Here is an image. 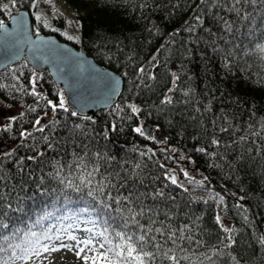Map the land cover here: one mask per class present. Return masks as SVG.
Masks as SVG:
<instances>
[{"label":"trees","instance_id":"trees-1","mask_svg":"<svg viewBox=\"0 0 264 264\" xmlns=\"http://www.w3.org/2000/svg\"><path fill=\"white\" fill-rule=\"evenodd\" d=\"M10 1L0 0V21H8L10 14L20 8L28 9L36 31L54 32L59 38L85 49L102 65L119 71L125 78V88L113 105L93 114H81L91 120L80 119L59 109L54 115L51 107L46 106L47 100L58 102V93L63 92L48 70L39 72L25 58L0 70V85H3L0 96L8 104L21 107L19 113L0 122V140L8 142L1 146L0 152V176L3 177L0 179V197H3L0 199V248L4 249L0 251V264L24 255L25 249L33 255L31 250L39 248L45 235H56L64 215L85 207L96 209L90 216L100 217V229L107 227L109 233L120 230L117 206L113 204L109 212L99 201L105 200L107 192L115 195L121 182L131 188L133 182L127 177L136 164L141 167L135 171L144 181V186L136 182L138 192L168 185L163 189L165 197L155 201L147 197L143 201L146 208L154 209L152 219L157 223L149 224L147 217L137 219L154 228L170 226L173 231L189 226L184 235L191 240L178 241L179 247L171 243L164 246L165 251L173 249L180 264H264V246L258 243L259 236L264 234V130H260L259 136H252L254 129L248 128L251 124L259 130V125L264 123L261 119L264 118V56L259 52L245 54L246 49L253 48V41L243 34L244 30L234 40L235 58L229 57L230 66L225 68L223 55L213 53L205 43L209 41L205 29L211 28L220 34L212 17L201 13L205 23L197 28L196 35L201 40L196 43L183 30L185 21L191 22L195 0H66L78 9L79 33H65L47 19L46 6L51 0H15L9 9ZM218 14L224 15L222 11ZM177 29L180 31L173 38L171 34ZM69 36L78 37L79 42ZM253 39L264 42V34L258 33ZM218 43L228 50L222 42ZM162 45L164 48L158 57L161 63L155 69L157 80L150 82V89H135L131 83L136 73L133 63L151 68L149 60ZM129 55L133 56L131 62L127 59ZM173 71L180 76V88H191L194 92L191 97H184L179 91L173 93L174 104L157 111L158 101L171 86L170 72ZM33 74H39L36 90L45 99L29 94ZM185 99L200 103L180 102ZM128 104L139 106L141 112L131 113ZM29 105L36 110L30 111ZM205 106H210L211 112H205ZM196 107H200V113L195 111ZM225 115L232 129L227 134L217 133V138L222 145L231 146L217 149L209 144L212 131L209 122ZM12 117L17 119L12 121ZM37 118H43L42 123L59 119L60 124L54 132L51 126L38 132L39 126L34 125ZM201 121L208 131L201 129ZM9 123L11 128L5 129L3 126ZM69 123L84 125L87 135L69 137L66 131ZM144 124L159 129L167 140L159 141L153 131L146 136L134 131ZM25 130L31 135L22 138L20 133ZM43 136L49 137L52 149L47 147ZM241 136H247V140L241 141ZM199 147L216 151L217 155L200 153L196 151ZM12 149L15 152L11 157L3 155ZM141 152L146 155L141 156ZM183 166L195 170L203 180L181 173L177 185H171L164 173H173L174 168ZM157 176L160 179L154 183L149 179ZM80 177L85 178L84 183ZM89 179L91 184L87 183ZM69 181L72 187L68 186ZM98 181L104 186L103 192L97 188ZM197 181H203V187ZM109 182L116 188L109 187ZM128 188L119 190L126 193ZM89 191L94 196H89ZM215 194L223 196V201L219 196L212 199ZM169 195L174 199H169ZM6 203H12L14 209L22 206L23 211H8L3 207ZM123 214L129 215L126 211ZM217 215L221 217L220 223ZM221 224L230 231L225 232ZM228 236L235 243L224 248L229 243ZM157 239L162 238L157 236ZM217 248L223 254L213 256ZM154 264L162 262L157 258ZM163 264L171 262L163 261Z\"/></svg>","mask_w":264,"mask_h":264},{"label":"snow or ice","instance_id":"snow-or-ice-1","mask_svg":"<svg viewBox=\"0 0 264 264\" xmlns=\"http://www.w3.org/2000/svg\"><path fill=\"white\" fill-rule=\"evenodd\" d=\"M13 3H15V0H13ZM179 6L178 4L176 5ZM215 10V11H214ZM223 12L224 15H219V12ZM206 12L208 16L212 17L215 22L218 25V31L219 35L217 33L212 32L211 28L205 29L209 36V41L205 42L207 44V47L215 54L217 55H223L225 59L224 67L228 68L230 66V60L229 57L235 58V53L232 50L233 49V43L234 40L241 35V30H244V35L247 36V38L251 41H253V48L252 49H246L245 54H250L252 52H259L264 56V42H255L253 39L257 36L258 33L264 34V0H195L194 3V14L191 16V22L185 21L184 24V31L187 32L190 37L192 38V42L196 43L197 41H200L201 38L196 35L198 26L200 28L203 27L205 23V18L202 17L201 13ZM37 19H41L40 16H37ZM17 24H23V15H21L17 20ZM46 23V22H45ZM0 29H4L5 33H7V27L4 24L3 21H0ZM149 31H152V29H149ZM179 29L175 33H172V37L174 38L175 35L179 33ZM69 39H77L79 42L78 37H68ZM218 41L222 42L224 45L227 46L228 50L224 47H221ZM172 42V41H169ZM238 47V45H236ZM164 46L162 45L161 48L156 49L155 54H153L149 60V65L151 68H148L147 66H144L141 64L140 66H136L133 63V67L136 68V73L134 80L131 81V83L134 84L135 89L140 88H152V83L157 80V76L155 74V69H157L160 66V59L158 57L161 54V49H163ZM128 61H133V56L129 55L127 57ZM166 62V61H165ZM127 75V73H125ZM171 80L169 81L170 87L167 88L165 94L163 97L158 101V104L156 105V110L159 111L163 107H167L174 104V97L173 93L175 92H181V94L184 97H191L194 90L191 88L188 89H181L178 81H180V76L177 75L176 72H170ZM40 77L36 74H33L30 78V84H31V92L30 95L37 97L38 99H45L36 90V83L37 80ZM115 84L118 85L119 81H115ZM0 87H3V85H0ZM18 91H22V89H18ZM138 94V93H137ZM181 103H184L185 105L188 104H199L200 102L195 99H185L183 101H180ZM46 106L51 107L52 113L55 115L57 113V110H62L64 113H69L71 117H78L80 119H87L91 120V117H85L82 116L80 112L70 110L65 103L64 94L63 92L58 93V102H54L52 100H47ZM127 107L130 109L131 113L133 114H139L141 112V108L135 104H128ZM30 111H35L36 109L29 105ZM195 111L197 113H200L201 109L200 107H196ZM205 112H211L210 106L204 107ZM149 115L152 114L151 111L148 113ZM21 116L24 115V113L20 114ZM45 116H47V112H45ZM131 117H129L130 119ZM17 117H12L11 120L15 121ZM43 118H37L34 121L35 126H39L36 128V131L38 132H44L46 128H49L51 131H55L56 126L60 124L59 119H53L49 120L47 123H42ZM195 119V117H193ZM223 120V123H218V120ZM264 120V118H261ZM211 125V134L208 137L209 144L215 148L220 147H230V144H221V140L217 138V133L220 134H227L230 132V129H232L231 122L228 120L227 116L223 117H217L215 119L210 120ZM201 129L203 131H208V129L203 125L202 121L200 122ZM11 123H9L6 126H3L5 129L11 128ZM113 127H115L113 125ZM248 128L254 129L251 132L252 136H259L260 130H264V123H261L259 125V130L255 128L254 125L249 124ZM66 131L69 134V137H77L82 135H87V133L84 131V125L79 123H69L66 125ZM134 131L138 133L141 136H146V132L144 130L143 126H137L134 128ZM31 133L25 131H22L20 133V136L22 138H25L27 136H30ZM148 139H154V137L148 136ZM194 139H197V137H193ZM42 139L45 141L47 147L49 149L53 148V144L49 142L48 136H43ZM241 141L247 140V136H241L239 138ZM236 141L233 140V143ZM21 144H23V139L21 140ZM196 151L200 153H205L210 157H215L217 155L216 151L208 152V150L204 147L196 148ZM251 151V149H249ZM13 152H15V149H12L11 151L4 152V156L11 157ZM39 155H43V153H39ZM96 155H99L98 153ZM141 156L146 155V153L141 152ZM28 159H34L33 157H29ZM77 167H80L79 164H77ZM141 166L140 164L134 165V170L132 173L129 174L127 177L128 180H131L133 182V186L131 188H128V185L124 182H121L119 185V189H125L128 188L126 193L121 192L119 189H117L116 194L113 195L112 192L105 193V200L107 203H105V200L99 201L100 204L103 205V207L108 210L109 212L112 211V206L115 204L117 206L116 212L119 214L121 223L117 226L120 228V230L113 229L112 233H109L108 228L105 227L103 229H100L98 227V221L100 220L99 216L93 217L89 223L92 224V227L85 228L84 231L87 233H91L90 236H88L85 239L77 240V237L74 235H69L67 239L71 241H75V254L80 257L84 264H154L157 258H159L163 264V261H169L171 264H180V259L177 257L175 252L172 248L164 250V246L168 243H171L173 246L179 247L178 241H183L185 239L191 240V237H186L184 235L185 228L189 226H185V228H181L178 230L173 231L170 226H164L161 227H151L145 224H142L137 217H147L149 220V224L154 225L157 223L155 219H152V216L155 214L154 209L152 208H146L143 201L145 198L150 197L152 200H156L157 198H163L165 197L166 193L163 190L164 188L168 187L167 184L163 185L161 188H156L154 191L150 192H138V189L136 187V182L138 181L140 186H144L143 179H140V173L136 172V169H139ZM161 167H164L161 165ZM93 171H98V169H93ZM89 177H91L92 173L89 172ZM185 176H188L187 172H184ZM165 178L170 181L171 185H177V177L174 173L171 172H165L164 173ZM0 179H3L2 176H0ZM81 182H85L84 177H80ZM149 179L154 183L155 180H159L160 177H149ZM206 179V178H205ZM189 182H192V178H189ZM87 183L91 184L92 181L89 179L87 180ZM198 186L203 187L204 182L203 181H197L196 182ZM68 186L72 187L71 181L68 182ZM109 187L116 188L115 185H111L109 182ZM183 187V185H180ZM97 188L100 192L104 191V186L101 184V182H97ZM79 191V189H76ZM185 192L188 191V189H184ZM89 196H94V193L92 191H89ZM216 196H219V194L213 195L211 198L216 199ZM3 197H0L2 199ZM169 199H174V197H171L169 195ZM220 201H223L224 197L219 196ZM240 199H243V197H240ZM207 203V201H204ZM125 205L126 207H121V205ZM3 207L8 211H23V207H17L13 208L12 203H6L3 205ZM136 209H139V211H136ZM128 212L129 215L124 216V212ZM81 213H88L92 214L96 212L95 208H82L79 210ZM217 223L221 222V217L219 215L216 216ZM245 220H247V217H245ZM3 227H7V225H2ZM73 225L69 224L68 228H72ZM221 227L224 229L225 232H229L230 230L228 228H224L223 224H221ZM179 232V235L177 234ZM114 234V235H113ZM35 235V234H33ZM157 236H160L162 239L158 240ZM111 237V238H110ZM102 238V239H100ZM44 240H61V236L57 235L55 237L45 235L43 237ZM114 239L118 242L114 243ZM229 243L224 244V248H230L232 244L235 243V240L232 239L231 236H228ZM198 243V242H197ZM258 243L261 246H264V234H261L258 238ZM82 245V246H81ZM107 246V247H106ZM11 247V245H9ZM43 252H55L59 251L61 248H68L72 249L73 245L65 244L61 242L59 244V247H50L49 245H43ZM101 249H104L105 251H100ZM87 252H92L93 254L91 256L86 254ZM183 251V249H180ZM0 251H4V249L0 248ZM33 255H40V252L36 249L31 250ZM171 253V254H170ZM111 254V256H110ZM223 254L222 250L220 248H217L213 252V256ZM13 255H15V252H13ZM20 260H30L32 258L31 255H29V250H24V255L16 257ZM184 259H187V257H184ZM207 259H211V257H207ZM233 259H235L233 257ZM3 264H8L7 261H4Z\"/></svg>","mask_w":264,"mask_h":264},{"label":"water","instance_id":"water-1","mask_svg":"<svg viewBox=\"0 0 264 264\" xmlns=\"http://www.w3.org/2000/svg\"><path fill=\"white\" fill-rule=\"evenodd\" d=\"M23 15V24L16 20ZM4 22L7 33L0 29V69L26 58L39 70H50L55 80L67 95L72 110L83 115L93 114L98 109L113 105L125 88V78L117 70L103 66L83 49L61 40L56 34H36L31 13L20 8ZM115 81H119L116 85ZM146 133L151 126L145 125ZM158 140H167L159 130Z\"/></svg>","mask_w":264,"mask_h":264},{"label":"rangeland","instance_id":"rangeland-1","mask_svg":"<svg viewBox=\"0 0 264 264\" xmlns=\"http://www.w3.org/2000/svg\"><path fill=\"white\" fill-rule=\"evenodd\" d=\"M9 5V9L13 8L12 6L15 5L13 0L10 1ZM46 8L48 13L47 19L52 20V23H55V25L61 28L62 31L65 33H79L80 27L77 21L78 9L76 7L71 6L66 2V0H51L50 3L47 4ZM20 110L21 107L8 104L7 101H5L0 96V122H2V118L6 120L7 118L15 115V113H19ZM7 143L8 142L6 140H0V152L2 151L1 146ZM184 172H187L188 175L196 176L198 179L203 180V176L197 173L195 170H191L184 166L173 169V173L176 175L177 181L181 180L180 174H184ZM91 219L92 217L88 213H67L63 216L60 227L57 229L55 235H60L61 240H43L37 249L40 252V255H31L32 258L30 260H20L16 258L18 256H14L7 260L8 264H84V261L75 254L76 242L67 239V237L69 235H74L77 237V240H81L90 236L91 233H87L84 231V229L92 227V224L89 223ZM69 224L73 225V227L68 228ZM61 242L73 245V248H61L59 251L55 252H43V245L59 247ZM100 251L105 250L101 249ZM86 254L91 256L93 253L87 252L86 250Z\"/></svg>","mask_w":264,"mask_h":264}]
</instances>
